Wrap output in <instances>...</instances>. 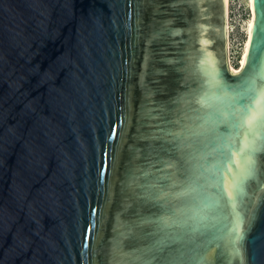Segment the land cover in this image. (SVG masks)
<instances>
[{
  "label": "water",
  "instance_id": "obj_1",
  "mask_svg": "<svg viewBox=\"0 0 264 264\" xmlns=\"http://www.w3.org/2000/svg\"><path fill=\"white\" fill-rule=\"evenodd\" d=\"M0 0V264H264V0Z\"/></svg>",
  "mask_w": 264,
  "mask_h": 264
},
{
  "label": "rangeland",
  "instance_id": "obj_2",
  "mask_svg": "<svg viewBox=\"0 0 264 264\" xmlns=\"http://www.w3.org/2000/svg\"><path fill=\"white\" fill-rule=\"evenodd\" d=\"M238 4H245V0H237ZM238 26L239 32L242 30L244 32L245 23L240 20V16H235V18H232V20L229 21V30L230 33L228 34V40H229V51H228V60L229 64L232 67L236 66V60L239 55V53L243 49V33H239L236 29Z\"/></svg>",
  "mask_w": 264,
  "mask_h": 264
},
{
  "label": "flooded vegetation",
  "instance_id": "obj_3",
  "mask_svg": "<svg viewBox=\"0 0 264 264\" xmlns=\"http://www.w3.org/2000/svg\"><path fill=\"white\" fill-rule=\"evenodd\" d=\"M247 7L250 11V14H251V10H250V7H249V4H247ZM235 16H240V20L243 21L245 23V26H246V23H247V19H245V15H244V12H243V7H241L240 9H237L236 8V4L235 3H232V0H228V3H227V6H226V14H225V19H226V28H227V37H226V41H227V62H228V67H229V70H231L232 72H236L238 71L241 66H240V58H241V53L242 51L239 53L238 57H237V62H236V66L235 67H232L230 64H229V60H228V49H229V40H228V34L230 33V30H229V21L232 20V18H235ZM237 31L239 32V28L238 26L236 27ZM239 33H243V37H244V41H243V47H244V42H245V38H246V28L244 27V32L242 30H240ZM243 50V49H242ZM231 67V68H230Z\"/></svg>",
  "mask_w": 264,
  "mask_h": 264
},
{
  "label": "bare ground",
  "instance_id": "obj_4",
  "mask_svg": "<svg viewBox=\"0 0 264 264\" xmlns=\"http://www.w3.org/2000/svg\"><path fill=\"white\" fill-rule=\"evenodd\" d=\"M248 4H249V7H250V10H251V16L250 18L248 19L247 23H246V38H245V42H244V47H243V50H242V53H241V58H240V66L243 64L244 62V58H245V53H246V48H247V44H248V41H249V34H250V30H251V27H252V24H253V8H252V0H247ZM227 3H228V0H225V5L227 6ZM231 68V67H230Z\"/></svg>",
  "mask_w": 264,
  "mask_h": 264
},
{
  "label": "built area",
  "instance_id": "obj_5",
  "mask_svg": "<svg viewBox=\"0 0 264 264\" xmlns=\"http://www.w3.org/2000/svg\"><path fill=\"white\" fill-rule=\"evenodd\" d=\"M245 1L246 2H245L244 5L243 4H238L237 0H232V3L236 4V8L237 9H240L241 7H243V12H244V15H245V19H247V21H248V19L250 18L251 14H250V11H249V9L247 7L248 2H247V0H245Z\"/></svg>",
  "mask_w": 264,
  "mask_h": 264
}]
</instances>
